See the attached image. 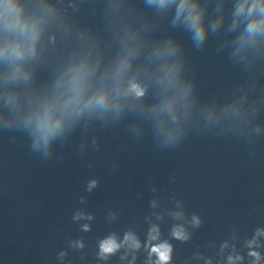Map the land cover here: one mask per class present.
I'll return each mask as SVG.
<instances>
[{"label":"water","instance_id":"water-1","mask_svg":"<svg viewBox=\"0 0 264 264\" xmlns=\"http://www.w3.org/2000/svg\"><path fill=\"white\" fill-rule=\"evenodd\" d=\"M180 2L0 0V264H264V13Z\"/></svg>","mask_w":264,"mask_h":264},{"label":"clouds","instance_id":"clouds-1","mask_svg":"<svg viewBox=\"0 0 264 264\" xmlns=\"http://www.w3.org/2000/svg\"><path fill=\"white\" fill-rule=\"evenodd\" d=\"M168 0H160V4L163 5L167 3ZM247 5V0H244V3H241L238 12L243 13L245 10V7ZM187 9V15L185 16L186 21L188 22L191 30L193 31V40L194 42L199 45L202 44L205 36H206V27L204 23L202 22V12L198 11L195 5H190L189 0H181L179 4V8L177 11V19L180 18V15L185 13ZM260 9L262 13H264V4L260 3V0H254V3L251 5V7L248 8V13L251 14L253 11ZM261 31H264V15H262L258 19H253L247 26L245 30V36L247 39L242 38L241 46H243L244 43H247L248 40L253 39L256 37ZM170 50H166L168 54H170ZM171 73V70H170ZM174 74H171L169 78H172ZM192 88V85L189 84L188 88L186 89L185 94H187V91H190ZM133 89L136 91L137 95H143L142 90H140L135 85L133 86ZM56 125H49L47 121H43L38 125V137H37V145L47 148L49 139L55 130ZM178 237L181 236V232L175 233ZM126 239L132 240L133 246H138L136 242L133 240L132 237H127ZM155 239V237H153ZM119 245L115 243L114 240L109 239L108 241L104 242L101 245L102 248V254L103 253H111L115 251ZM152 252L155 253L158 256V262L157 264H167V261L169 260L170 256V247L168 245H159L157 247H154L152 249ZM255 255V253H253Z\"/></svg>","mask_w":264,"mask_h":264}]
</instances>
